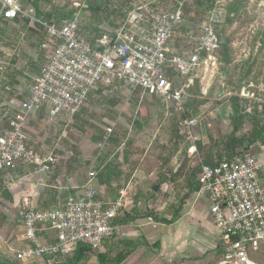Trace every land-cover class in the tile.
Masks as SVG:
<instances>
[{
	"label": "built area",
	"instance_id": "obj_1",
	"mask_svg": "<svg viewBox=\"0 0 264 264\" xmlns=\"http://www.w3.org/2000/svg\"><path fill=\"white\" fill-rule=\"evenodd\" d=\"M183 5L134 4L116 27L106 28L109 33L90 39L77 12L63 22L48 21L22 0H0V18L24 21L41 32L45 51L40 72L25 98L12 111L0 112V175L30 167V172L46 174L48 164L56 159L28 139L30 122L39 112L51 120L66 117L63 121L73 122L100 85L122 82L132 91L154 95L166 106L183 107L193 77L216 65L220 43L214 19L208 17L191 40L178 49L172 47L174 32L184 20ZM184 123L190 135L196 119ZM258 168L247 151L199 165L196 194L208 204L218 232V264H254L249 251L264 241V184ZM96 172L92 164L84 184L50 206L37 207L29 197L20 200L19 245L10 249L14 261L52 264L79 245L100 249L116 233L117 221L130 200L124 190L110 198L97 184Z\"/></svg>",
	"mask_w": 264,
	"mask_h": 264
},
{
	"label": "rangeland",
	"instance_id": "obj_2",
	"mask_svg": "<svg viewBox=\"0 0 264 264\" xmlns=\"http://www.w3.org/2000/svg\"><path fill=\"white\" fill-rule=\"evenodd\" d=\"M31 1L23 0V3L27 5ZM125 1L131 7L150 2L160 8H173L184 2L186 16L177 27L174 46L191 40L203 20L214 19V28L225 39V46L216 65H210L203 84L198 79L190 87L188 118H197L196 126L190 128L189 135L184 123L188 118H180L176 111L168 110L172 105H164L154 95L132 91L122 82L116 86L100 85L73 122H65L66 117H61L39 122L34 127L48 152L58 155L55 166L59 169L55 177L50 178V173L45 178L47 185L42 201L53 203L67 195L53 194L58 190L52 185L59 186L56 177L64 185L69 176L79 179L86 175L92 164L98 168L111 163L118 167L120 175L106 187V194L114 198L124 190L130 200L126 209H130L131 216L151 215L156 222L166 223L172 220L177 209L181 211L183 206L202 202L188 187L193 179L190 175L206 157L217 159V154L228 148L233 134L229 119L234 97L241 96L238 102L241 106L244 103L241 99L250 97L245 98L243 123L234 132L239 142L246 144L247 133L264 127V0H38L37 5L41 13H53V21L60 14L73 11L91 23L99 15L105 18L113 14L109 8L123 5ZM110 20H103L101 27L111 28ZM42 36L41 32L34 34L21 21L17 26L6 22L0 26L1 97L15 96L26 89L43 59L37 52ZM252 95L261 101L251 98ZM108 128L113 129L118 144L105 141L111 133ZM11 175L15 180L20 174L12 172ZM3 179H0V211L6 217L3 224L18 231L17 217L7 219L3 210L10 207L3 196L7 191ZM155 184L158 188L153 190ZM37 204L43 205L40 201ZM256 254L257 260L264 256L261 248ZM69 257H61L55 264H99L93 255L80 262L67 261Z\"/></svg>",
	"mask_w": 264,
	"mask_h": 264
},
{
	"label": "crops",
	"instance_id": "obj_3",
	"mask_svg": "<svg viewBox=\"0 0 264 264\" xmlns=\"http://www.w3.org/2000/svg\"><path fill=\"white\" fill-rule=\"evenodd\" d=\"M18 21L21 20L16 19L12 21L0 18V26L5 22L6 24L8 23L17 26ZM21 22L32 30L34 34L39 35V32L35 28L28 26L24 21ZM43 42L44 38L42 36V39L38 43L39 51H37L38 53H41L42 58L45 52L44 49H42ZM183 44L184 42L174 46L172 43V47L178 49L181 45L183 46ZM33 60L35 61L37 59ZM43 61V59L40 63L37 61L39 64L37 65V69H35L36 72L31 76L30 83L26 85L27 87L22 93L19 91L15 96L11 97L7 95L4 97L0 96V112L12 111L14 107L25 98L28 86L39 74ZM208 71H210V67L204 72H200L196 77H193L189 84L192 85L195 79H199L200 83L202 82L203 84V80L207 76ZM189 97H191L190 93H187V98ZM240 97L241 96L239 95V98ZM243 98L244 99H241L244 100L243 107L246 108L245 100L250 97ZM251 98L255 99L256 97L252 95ZM255 100L261 101L257 98ZM39 119H41V121H39ZM193 119H196L197 123V118ZM38 121L43 123L45 121H51V119H48L43 112H39L30 122L26 134L31 143L46 153L49 151V148L46 147L43 140L36 134L34 129L39 123ZM62 122L63 121H60L59 123ZM255 135H257L256 139H254ZM245 138L247 141L246 144H240V142H237L238 144L236 143V151L238 152L246 149L247 152L252 154L259 165L258 173L264 184V127L256 128L253 133H247ZM190 152L192 153L193 151ZM54 156L57 162L58 155L54 154ZM56 162L48 164L49 171L46 174L27 172L26 174L19 176L16 175L18 178L15 180H12L13 176L11 174L9 176L4 174L0 175V179L4 178L3 181L5 182L7 189L3 196L10 203L9 208H3L6 212L7 219L11 218L10 216H13L14 219V216L17 217L18 205L23 197H29L37 207H39L37 204L39 201L43 204L41 207H46L65 198L68 194L77 191L76 188L81 187L84 184L87 174L81 176L79 179H76L75 176H69L65 183H63L64 185H62L56 177L55 181L59 183V186L56 184L52 185V187L58 190L53 191V194L56 192L58 193L57 196L64 193L67 195L64 197H58L53 203H51L52 201L49 203V200L42 201L44 200L43 189L47 185L45 178L49 177L50 173H52L50 178H52V176L55 177V171L59 169L55 166ZM15 172L18 173L17 170ZM201 200L202 202L191 204L190 206H183L181 211H179L178 218L169 223L156 222L151 215L140 217L141 214L137 213L135 215L133 214L135 217L134 219H126V214H130V209H126V205L123 214L119 218L118 227L115 233L117 235L115 238L117 241H114L115 239H108L109 246L107 249L112 250L114 253L126 255L119 264H218L221 254L217 238L218 232L211 222L208 212V204L203 198H201ZM15 210L16 214L14 212ZM129 217H132L131 214L127 216V218ZM15 220L18 222V231L11 229L9 224H3L0 226V258L7 259L11 262L15 261L12 258V251L10 249L18 247V235L21 229L18 218ZM129 241H133L136 244V248L131 250V247L129 246L130 244H128ZM259 248H261V251L264 254V241L259 243L255 248H251L249 251V257L254 264H264V256H261L262 262L255 258V256L258 255L256 254V251ZM104 249L105 245H102L100 250L103 251ZM36 264H42V262H37Z\"/></svg>",
	"mask_w": 264,
	"mask_h": 264
},
{
	"label": "trees",
	"instance_id": "obj_4",
	"mask_svg": "<svg viewBox=\"0 0 264 264\" xmlns=\"http://www.w3.org/2000/svg\"><path fill=\"white\" fill-rule=\"evenodd\" d=\"M37 1L38 0H33V1L29 2L28 4H30V5L35 7V9L37 11V15L42 16L44 19L50 21L51 20V16L53 15V13H51V12H48V13H43L42 12L41 13L39 11V9H38ZM22 2H23V0H22ZM111 2H113V1H111ZM129 4H130V2H126L125 1V3L123 5L115 6L114 8L109 6L110 7L109 9H110L111 12H113V14H110L107 17L104 14L105 18L103 17V15H99V17L95 18V20H93L94 22H91V23H86L85 21H83L81 19L82 20V27H83V30L85 31L86 35L90 39H94V38L102 35L105 32L109 33L110 31H108L106 28L101 27L102 23H103V20L105 21L106 18L107 19L111 18V20L109 21V23H111V27H116L118 25V22L125 15V10L130 8ZM198 4H200V2ZM73 13H74L73 11L62 13V14H60L59 17H56L57 21H55V22H63L65 20L69 19L70 17H72ZM185 16H186V12L184 11L183 12V17H185ZM177 29L178 28H176V30L174 32L175 34L177 33ZM216 32L218 33L219 38H220L219 48H218V50L216 52V56L218 57L221 48L223 46H225V39L221 36V34L217 30H216ZM181 80L183 82H185L186 81V77L183 76L181 78ZM195 81H196V79L193 81L192 85H189L187 87V93H190V91H191L190 87L193 86ZM98 90L99 89H97L96 91H98ZM136 91L138 93L141 92L140 90H136ZM93 92H95V91H93ZM189 98L187 99V102L184 104L183 107H181L180 105L174 103V104H172V106L170 108H168V110L176 111L179 114L180 118H185V117L188 118L189 117L188 111H189V109H191L190 102H189L190 99ZM239 100H240L239 97L238 98L237 97L233 98V102H234L233 108H232L233 114L230 117V122L233 125V129H232L233 134L231 133L232 135L230 136V140L228 142V148L223 153L219 152L217 154V159H214L212 157L206 158L205 161H204L205 164H213L216 161H219V160H222V159H229V158L233 157L234 155H236L238 153L246 151V149H243L242 151H238L237 152L236 151V146H235V145L238 144L237 142H239L240 139H237L234 136V132H236L239 129L240 125H242V123H243V120H244V117H245V115H244L245 113H242V111L246 112V108L241 106V105H239L240 104V103H238ZM79 113H80V111L77 112L74 115V118H77ZM39 121H41V119H39ZM256 137H257V135L254 136V139H256ZM108 140L110 142L118 144V139H117L116 135L114 134L113 129H112L111 133L109 134V137H107L106 141H108ZM22 169L19 168L17 170L20 175L26 174L27 172H30L32 170L31 167L30 168H26L25 170L24 169L22 170ZM96 170H97V172H96L97 184L99 186L105 188V189H106V187L107 188L110 187L112 182H113V180L118 175H120V170H118V167L116 165H112L111 163H105L103 166L96 168ZM198 171H199V167L196 168V169H193L192 170V174L190 175L191 178H193V179L188 182V187H189L190 191H192V192L197 191L198 188H199V186H198V184L196 182V176H197V172ZM1 175H3V174H1ZM193 180H194V183L192 182ZM178 211L179 210L177 209L174 212V216L172 217V220H167L168 223L172 222V221H174V220H176L178 218V214H177ZM127 216H129V214H126V219H131V218L134 219L135 218L134 216L127 218ZM5 219H6V217L0 211V226L3 225ZM117 222H119V220ZM115 238H116V234H114L112 237H110L108 239L110 240V239H115ZM108 239H105L103 241V243H102L103 246L105 245V249L103 251H101L98 248H93V247H91L89 245H79L74 252L68 254V256L70 255V257L68 258L67 261L80 262L81 260H84V259L88 258L89 255H93V256H95V258H96V260H97V262L99 264H119L125 258L126 255H122V254H119V253H113L112 250H108L107 249V247L109 246L108 245ZM128 244H130L129 246L131 247V250L136 248V244L133 241H129ZM60 258L57 257L56 259H54L52 261V264H55ZM68 263L69 262L62 263V264H68ZM0 264H20V263H15V262H11V261H9L7 259L0 258ZM42 264H44V263H42Z\"/></svg>",
	"mask_w": 264,
	"mask_h": 264
},
{
	"label": "water",
	"instance_id": "obj_5",
	"mask_svg": "<svg viewBox=\"0 0 264 264\" xmlns=\"http://www.w3.org/2000/svg\"><path fill=\"white\" fill-rule=\"evenodd\" d=\"M111 1H116V0H111ZM158 188V184H155L154 186H153V190H156Z\"/></svg>",
	"mask_w": 264,
	"mask_h": 264
}]
</instances>
